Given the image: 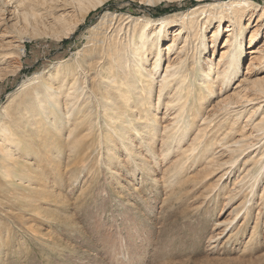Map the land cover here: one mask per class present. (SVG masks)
I'll list each match as a JSON object with an SVG mask.
<instances>
[{"label": "rangeland", "instance_id": "rangeland-1", "mask_svg": "<svg viewBox=\"0 0 264 264\" xmlns=\"http://www.w3.org/2000/svg\"><path fill=\"white\" fill-rule=\"evenodd\" d=\"M57 1L26 0L24 5L19 0H0V130L5 126L14 129L4 156L13 157L16 161L13 166L26 175L6 180L1 165L0 241L6 248L1 250L4 257L0 264H128L134 245L143 244L142 240H134L129 230L121 228L134 220L141 222L138 230L147 242L143 249H138L143 258L134 259L131 264H264V94L261 92L264 89V0H251L255 5L247 10L242 21L246 28L243 61L238 67L232 65L236 72L226 71L221 80L218 74L223 72L222 66L236 57V52L224 55L226 39L238 28L228 19L221 28L216 22L212 25L207 20L200 22L209 13L202 16L197 12L193 17H200L199 22L206 29L205 37L196 41L193 32L179 31L181 16L170 20L169 24L173 25L164 31L161 68L153 81L157 86L151 106L157 108L156 92L168 63L180 60L192 65L190 57L198 42L208 45L207 51L201 50L202 58L213 66L206 79L215 82V93L199 114L196 115L195 107L193 111L187 107L183 121L180 124L176 121L170 128L174 142L162 146L159 140L155 148L142 152L141 144L135 141L132 154L122 151L120 157L110 159L106 157L103 140L107 126L100 113L105 106L101 91L107 87L111 70L118 65L115 57L109 55L112 44L118 42L123 52L137 45L127 39L134 34L135 24L127 25L125 17L156 21L188 13L193 7L205 8L210 3L231 0H101L103 5L91 10L76 28L77 32L62 40L53 37L55 17L70 21L81 14V7L72 0ZM33 7L35 11L30 13ZM25 12L30 14L28 21ZM160 28L159 24H153L147 29L159 32ZM218 30L221 33L215 43L214 33ZM36 32L40 35L34 38ZM223 56L226 57L222 59ZM132 61L128 60L124 67L127 72ZM149 61L148 69H151L155 62L152 55ZM61 64H65V69H57ZM65 71L68 75L63 80ZM37 75L40 77L29 82L13 103H8L9 96L24 80ZM227 75L235 79L223 85ZM200 82L198 78L196 84ZM45 83L52 86L43 92L57 96L45 100L41 108L50 104L48 109L36 117L27 116L21 127L27 121L36 123L39 118L53 121L58 117L53 115L57 104L66 103L63 93L75 84L72 92L81 94L78 103L87 101L80 111L92 113L86 121L89 127L81 125L83 135L78 138L87 136L82 145L96 144L89 152L96 153L99 164L92 160V155L84 157L83 150H67L78 136L73 121L64 120L53 127L52 134L45 133L43 128V136L30 145L12 144L16 135L14 120L21 114L18 108L27 106L29 91ZM18 103L20 107L15 109ZM67 104L60 107L61 116L70 114L73 103ZM4 107L14 108L10 117L1 111ZM166 113L165 105L160 104L158 134L163 135V128L176 116L173 112L174 116L168 119ZM180 128L185 135L180 136ZM199 128H208L203 131L207 136L198 148V158L188 161V150L194 146L192 141ZM54 137L57 139L53 144ZM183 137L186 140L177 143ZM2 141L4 137L0 133ZM31 147L32 151H27ZM203 148L205 154L201 152ZM167 149L170 150L167 156H160ZM29 152L35 154L29 156ZM154 163L160 168L152 175L147 169ZM27 167L31 168V174L27 173ZM252 174H260V181L243 209L253 183ZM50 218L57 220L51 224ZM31 229H36L38 234ZM46 249L49 251L44 253Z\"/></svg>", "mask_w": 264, "mask_h": 264}, {"label": "bare ground", "instance_id": "bare-ground-1", "mask_svg": "<svg viewBox=\"0 0 264 264\" xmlns=\"http://www.w3.org/2000/svg\"><path fill=\"white\" fill-rule=\"evenodd\" d=\"M19 1L21 3H24V5H26V0H19ZM72 1L77 2L79 7H81V14L70 21H67L66 19L62 20L55 17L52 26H54L56 30L54 31L51 30L50 33H52L53 31L54 36L53 33L52 36L57 38L58 40L70 39V37L77 32L76 30L78 29L76 28H78L79 24L86 19L89 13H91V10L94 11L103 5V2H101V0H92L87 5L85 4L88 0H72ZM254 5L255 3L251 0H231L228 2L222 1L221 4L210 3L207 4V7L205 8L199 6L193 7L192 10H190V12L188 13L175 14L173 16L166 17L156 21H153L145 17L144 18L143 17L134 18L132 16L125 17V19L128 20L126 23L127 25L132 23L135 24L134 34L128 36L127 39H129V41L132 42L135 41L134 43L137 45L133 47H129L130 50H128L127 52H123L124 49L123 48L121 49L120 44H117L118 42H114L112 44L109 53L110 56L115 57V62H117L118 65L117 67H114V71L111 70L110 73L111 77H107L108 78L107 87L106 89H104V91H101L103 94L102 97L104 98L103 102H105V106L101 109L100 113L103 114L104 122L105 125L107 126V132L103 140L105 142V149L108 153V155L106 156L108 157V159L120 157L122 151H126L127 153L132 154V146H134L135 141L141 144L142 152L146 151L147 148H155L159 140L162 142L161 143L162 146L166 145L168 141L173 140L174 142L176 139L173 137V135H170L171 133L170 128L174 125V123H176V121L179 122V124L183 121V117L187 113V107L190 106L189 111H193V108L195 107V112L197 115L201 112L200 110L203 109V106L207 103V101L210 100V98L215 93V87H216L215 82L211 79H206L208 78L209 73L212 72L213 66L207 65L205 63V58H202L203 51L201 50L204 49L205 51H207L208 45L206 42H198L194 46L193 48L194 53H192L190 57V59L193 60L192 65H188L187 61H180V60H178L174 64L168 63L164 74V79L158 89L159 91L156 92V95H159V97L157 96L158 97L157 108L155 107V105L153 107L151 106L153 104V99H154L153 93L155 91V87L157 86V84L155 85L153 81L155 80L161 68V62L159 61V58L162 56L161 45L162 42L164 41V37H163L165 36L164 31L166 30L167 26L173 25L172 23L169 24L170 20L174 16H181V22L179 23V25H177L180 27L179 31L187 30L189 33L193 32L192 36L195 38L196 41H201V39L205 37L203 31L206 28H204L205 24H200V22L202 21L207 20L208 25H212L213 22H216L220 25L221 28L225 20L228 19L229 23H231L233 26L235 25L236 28H238V30L235 31L231 35V37L226 39L224 55L228 54L229 52L230 53L236 52L235 54L236 57L230 58L232 60H230V62H227L226 65L222 66L223 72H219L218 74V77L221 80L223 78V75L226 73V71H230L233 74L236 72V68L231 67L232 65L238 67L239 64L242 63L243 61L244 44H245V41H243V36L246 31V28L242 24V21L243 18L245 17L247 10ZM33 10L35 11L34 7L32 8V11L29 10L30 13H33L34 12ZM215 11H217V13H215ZM197 12H201L202 16L207 15L208 13L209 15L205 18H202V20L199 22L200 17L199 18L193 17V15L194 14L196 15ZM25 13H26L25 18L28 21L27 18L30 16V14H28L27 12ZM32 18L36 23L37 20L35 19L34 15ZM55 23L59 27H57ZM153 24L160 25L161 28L159 29V32L157 31L148 32L149 30L147 28H150ZM137 27H139V29H137ZM220 33H221L220 30L214 33L213 42L217 43L218 40L217 38L220 35ZM38 35H40V33L36 32V34H33V37L35 38ZM149 43H152L153 45H150ZM199 50L200 52L198 53ZM151 55L153 56V59H155V62L153 64V68L151 64V69H148V63L150 62L149 60ZM225 57L226 56H223L222 59H224ZM130 59H133L132 61L133 63L129 66L130 71L127 72L124 67L125 65L127 66L129 64L127 61ZM65 67H66L65 64H61L59 67H57V69H65ZM66 75H68L67 71H65L64 76H62L63 80H65ZM73 75L75 76V74ZM39 77L40 75H37L31 79L24 80L23 81L24 83L20 86V88L9 96L8 103L9 102L13 103L16 100L17 96L20 94V92L22 90H25L23 88L27 87L29 82ZM58 78L59 77H57L55 80H58ZM198 78H200L201 82L199 84H196V80ZM234 79L235 77L227 75L226 79L223 81V85L227 84V82L233 81ZM47 86L51 87L52 84H48V83L42 85L40 84V86H37V88H33V90L27 93L26 95L27 106L22 105L21 108H18V111H20L21 113L19 116L20 118L14 120L15 126L13 125V127L16 128L15 129L16 135H15V141L12 144L14 146H18V145L22 146L25 144L30 145V142H33L35 139L38 140L43 136L42 133L43 128H45V133L52 134L53 127H56L64 120H68V122L73 121V127L78 132V136L75 138V142L73 143V145L71 146L70 144L68 147L69 149L67 150L68 151H72V150L74 151V149L78 151L83 150L84 157L89 156L91 158L92 155V160L95 161L97 164H99L100 158L95 157L96 153L92 152L93 154L90 155L89 152L91 148L95 149L96 144L94 142H91V144L88 146L87 143L82 145L81 141L85 140L87 136H83L81 140L79 139L80 136L83 135V133L80 131L81 125L82 128H85V126L87 125L89 127L90 123L86 124V121L88 117L92 115V113L89 114L88 110L80 111L81 106L86 105L87 101L78 103L81 94H78L77 92H72V90L76 87L75 84L68 92L63 93L64 98H66L64 99L66 103L63 102V105L62 103L57 104L59 109L57 108L56 112L53 113V115L54 116L56 115L58 117H55L53 121L47 122L46 119L39 118L36 121V123H30L27 121L26 124L23 127H21V124L24 123V119L27 116H31V118L36 117L40 115L41 111H45L48 109L50 104L49 105L46 104V108L44 109L41 108L42 105L45 103V100L47 99L53 100L57 96L53 92H43V90L45 91L49 90ZM261 92L264 94V89ZM28 100L31 102L28 103ZM67 103H71V104L73 103L72 109L70 110V114H67V116L66 115L61 116L58 112L61 110V108L67 106L68 105ZM160 104L165 105L166 112L169 113L168 114L169 117H167L166 115L167 113H166L164 115V119L166 117L168 119L170 117H173L174 115L172 113L176 112L175 113L176 116L173 118V120H171L170 123H168L163 128L164 130L163 135L160 133L158 134L159 128L157 129V127H161L159 124ZM12 106L13 105L11 104L10 107ZM14 107L15 109H17V107H20V103L14 105ZM12 109L14 108L8 110V108L4 107L1 111L3 112V114H6L7 117H10L13 111ZM74 112L77 113L72 120L71 118L73 117ZM47 123H50V125H48ZM203 125L208 126L206 123ZM49 126H51L52 128H50ZM209 126H211V122L209 123ZM91 128L92 127L88 129ZM199 129H200L199 133L194 136V140L192 141V144H194V146L188 150L189 151L187 157L188 161L193 160L194 158H198L199 156L198 148L202 147V144L206 139L207 132L203 133V131L204 130L206 131L208 128H203V129L199 128ZM13 130L14 129L11 128V126H5L0 130V133L4 137V141L0 143V153H1L0 168L2 165L3 166L2 169L5 170V174L3 177L6 178V180L11 178L12 176L16 177L19 175L22 178L26 176L24 173L23 174L19 173L17 168H15L16 166H13L14 164H16V161L13 159V157L4 156L7 153L8 148H10L9 143L12 141ZM143 133H146V135H144ZM182 134L185 135V131L180 128V136ZM72 135L73 133L70 134V137ZM56 139L57 137L53 138V144L55 143ZM185 140L186 139L183 137L177 140V143L179 144L183 143ZM42 141H44V138L42 139ZM65 144L68 143L66 142ZM116 147H118L119 149H117ZM32 149L33 147L27 149V151H32ZM169 152H170L169 149H167L166 151H162L160 156H167ZM201 152L202 154H205L206 152L205 148H203ZM34 154L35 153L33 152L28 153L29 156H32ZM57 157L58 159H60L61 155H57ZM159 161L162 160L160 159ZM108 162L109 160L107 161V163ZM135 165H137L136 162ZM6 167L10 168L11 170L5 169ZM11 167H13V169ZM148 167L149 168L147 169V171L149 174L152 175L158 172L160 168L159 164L156 163H154V165L151 166L148 165ZM27 168H28L27 173L28 172L30 173L31 168L29 167ZM74 172L77 173L78 169H74ZM132 173L134 175L135 171H132ZM209 174H211V172ZM27 176L30 177L31 175H27ZM259 176L260 174H258L257 176H254V174H252V176H250V178L253 179V183L252 186H250V190L248 192V198L246 203L243 205V209H245L247 203L251 201L250 198L252 196H250V194L254 191L256 187L255 186L256 183L260 181ZM29 182H31V180ZM32 196L30 195L28 197L31 198ZM262 199L263 197L261 198V200ZM27 202L31 203L29 200ZM64 202L66 201H63V203ZM262 202H263L262 205L264 206V199L262 200ZM50 219L52 221L51 224H53V221L57 220L55 218H50ZM138 221L139 220H134L133 222L127 224L126 226L121 227L123 228L122 230H129L128 233L134 236V240L137 241L142 240L141 243L144 244V245L143 244L134 245L133 252H130V259L128 264H131L130 262H133L134 259L136 260L140 259L141 256L143 258V255L139 256L138 249L139 248L143 249L147 242V239L145 238L146 236L144 234H141V232L138 230L139 228L138 226L139 224H141V222ZM130 225H133V227L130 228ZM30 231H33L35 235L38 234V232H36V229H31ZM0 238H1V233H0ZM111 240H112V236L109 238L108 242H111ZM112 246L114 247V245ZM5 248H6L5 244L2 241H0V261L4 257L2 255L3 251L1 250H5ZM116 248L118 249V251L120 250V246L117 245ZM45 251H49V250L47 249L44 250V253ZM119 257H123L121 253H119ZM76 258L77 255L75 259ZM68 260L69 259H67V261ZM113 260L114 262L118 261L117 258ZM72 263H74V260H72Z\"/></svg>", "mask_w": 264, "mask_h": 264}]
</instances>
